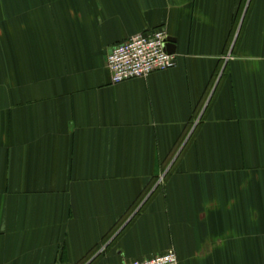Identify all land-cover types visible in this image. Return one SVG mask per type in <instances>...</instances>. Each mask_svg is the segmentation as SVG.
Segmentation results:
<instances>
[{"label":"crops","instance_id":"1","mask_svg":"<svg viewBox=\"0 0 264 264\" xmlns=\"http://www.w3.org/2000/svg\"><path fill=\"white\" fill-rule=\"evenodd\" d=\"M155 28L175 67L113 83ZM172 249L264 264V0H0V264Z\"/></svg>","mask_w":264,"mask_h":264},{"label":"built area","instance_id":"2","mask_svg":"<svg viewBox=\"0 0 264 264\" xmlns=\"http://www.w3.org/2000/svg\"><path fill=\"white\" fill-rule=\"evenodd\" d=\"M166 38L163 28H155L139 32L113 46L108 56L112 82L144 78L153 72L175 67L176 55L166 50ZM126 264H179V259L172 249L151 258L130 260Z\"/></svg>","mask_w":264,"mask_h":264},{"label":"water","instance_id":"3","mask_svg":"<svg viewBox=\"0 0 264 264\" xmlns=\"http://www.w3.org/2000/svg\"><path fill=\"white\" fill-rule=\"evenodd\" d=\"M165 47L169 53H171V54L176 53V46H175V42L173 39L167 37L166 42H165Z\"/></svg>","mask_w":264,"mask_h":264}]
</instances>
